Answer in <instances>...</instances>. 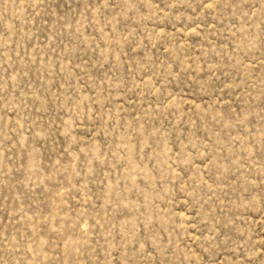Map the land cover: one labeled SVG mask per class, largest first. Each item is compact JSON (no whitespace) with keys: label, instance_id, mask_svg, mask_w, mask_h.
<instances>
[{"label":"rangeland","instance_id":"374dc122","mask_svg":"<svg viewBox=\"0 0 264 264\" xmlns=\"http://www.w3.org/2000/svg\"><path fill=\"white\" fill-rule=\"evenodd\" d=\"M0 264H264V0H0Z\"/></svg>","mask_w":264,"mask_h":264}]
</instances>
